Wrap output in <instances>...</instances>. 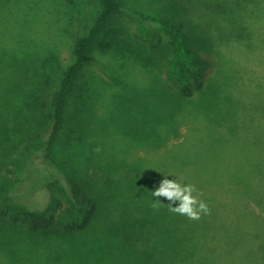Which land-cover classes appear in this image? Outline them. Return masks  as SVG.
Masks as SVG:
<instances>
[{"label":"trees","instance_id":"1","mask_svg":"<svg viewBox=\"0 0 264 264\" xmlns=\"http://www.w3.org/2000/svg\"><path fill=\"white\" fill-rule=\"evenodd\" d=\"M181 1L186 13L180 17V23L173 25L175 34L166 37L171 54L162 64V72L168 75L165 89L180 99V106L184 99L206 88L215 63L207 49L210 42L228 49L233 58L258 67L264 74V0ZM97 7L90 27L73 41L71 61L62 71L50 104L36 103V100L25 103L40 111L50 110L48 125L41 136L28 133L24 142L7 155L0 169V233L8 240V246L18 251L27 247L29 252L41 245L37 241L49 246L57 240L78 249L75 255L67 253L74 255L69 259L64 251L57 259L47 254L41 260L26 253L22 264H264V174L252 173L249 169V161L260 158L259 170H263L264 97L260 100L263 103L260 117H238V114L231 117L239 109L235 102L228 98L233 106L221 104L223 114L218 118L225 119L219 122V127L226 128L231 122V136L236 137L233 154L206 156L186 148L188 144L183 142L178 169L169 160L166 171L146 175L145 194L150 214L154 215L150 233L143 222L133 224L132 230L125 228V222V229L107 228L104 234L109 240L99 251L96 247L89 248L87 241L92 235L88 232L100 212V204L86 180L80 164L83 154L76 142L89 122L79 116L72 118L69 112L72 106L79 112L82 108L88 111L81 94L73 98L75 90L80 89L81 72L85 66L95 63L96 45L117 15L124 12V4L120 0H98ZM194 8L202 9L203 17ZM25 26L27 31L21 47L13 43L8 49L0 50V95L21 97V77L17 73L21 66L16 62L26 63L25 50L30 48L27 45L36 46L32 33L28 32L29 26ZM201 30L204 36H200ZM111 47L106 44L102 50L105 52ZM261 89L264 92V84ZM27 92L30 94L31 90ZM92 102L93 110L98 103L96 96ZM168 109L173 110L169 106ZM253 123L261 126L259 139L246 142L244 132ZM208 127L199 128L198 132ZM35 172L46 181L31 197L25 185ZM169 174L182 183L194 184L210 211L201 214L199 219H189L172 213L165 198L152 197L162 176ZM154 199L161 201L157 207L152 206ZM18 228L23 229L33 245H22L5 232ZM146 234L150 235L149 240L141 245ZM116 241L120 244L118 249L112 248ZM4 264L11 263L6 258Z\"/></svg>","mask_w":264,"mask_h":264},{"label":"rangeland","instance_id":"2","mask_svg":"<svg viewBox=\"0 0 264 264\" xmlns=\"http://www.w3.org/2000/svg\"><path fill=\"white\" fill-rule=\"evenodd\" d=\"M120 1L124 4V12L117 15L99 40L94 53L97 59L83 68L80 89L75 90L73 98L81 94L88 111L82 108L79 112L72 106L69 112L72 118L79 116L89 122L76 142L83 154L79 160L86 180L100 204V212L88 232L92 236L87 241L89 248L96 247L97 251L109 240L104 234L109 226L132 230L133 224L139 221L147 224L146 231L151 232L150 220L154 215L150 214L145 194L146 175L166 171L169 160L178 169L180 143L185 142L186 148L212 157L236 152L231 122L226 128L219 127V122L225 119L218 118L223 114L221 104L233 106L228 98L235 102L239 109L231 117L237 114L238 117H260L263 104L260 100L264 97L262 71L233 58L228 49L210 42L207 49L215 63L206 88L184 99L180 106V99L165 89L168 75L162 72V64L171 54L166 37L175 34L172 27L185 15V5L181 0ZM97 4L98 0H0V50L8 49L13 43L21 47L26 24L36 43V46L27 45L30 48L25 50L26 63L16 62L21 66L17 72L21 77V97L0 95L1 170L7 155L24 142L28 133L41 136L48 125L50 110L40 111L25 103L36 100V103L50 104L62 71L71 61L73 41L90 27L97 14ZM194 10L203 17L202 9ZM199 34L204 36V30ZM106 44L112 47L104 52ZM94 96L98 103L92 110ZM32 118L37 120L32 122ZM259 122L263 124V120ZM208 125L203 132H198ZM260 133L261 126L253 123L244 132V139L246 142L257 140ZM260 161V158L249 161L252 173L264 174V160L261 171ZM35 174L25 185L31 197L46 181L45 177ZM141 181L143 185H139ZM5 232L22 245L34 244L21 228ZM149 236L142 237L144 243L141 245L148 242ZM56 241L49 246L37 241L41 245L33 251L26 252L27 247L18 251L11 250L8 240L0 233V264H4L6 258L11 264H22L26 253L41 260L47 254L57 259L63 251L66 256L69 251L74 255L78 252ZM118 242L112 248L118 249Z\"/></svg>","mask_w":264,"mask_h":264},{"label":"clouds","instance_id":"3","mask_svg":"<svg viewBox=\"0 0 264 264\" xmlns=\"http://www.w3.org/2000/svg\"><path fill=\"white\" fill-rule=\"evenodd\" d=\"M151 195L156 198H165L172 213L189 219H199L201 214H207L210 211L208 204L199 198V191L194 184L182 183L170 174L162 176ZM160 203L159 199H154L152 206L157 207Z\"/></svg>","mask_w":264,"mask_h":264}]
</instances>
